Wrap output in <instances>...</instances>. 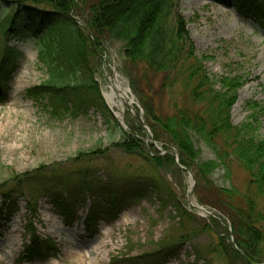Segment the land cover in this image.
Masks as SVG:
<instances>
[{"label":"rangeland","instance_id":"obj_1","mask_svg":"<svg viewBox=\"0 0 264 264\" xmlns=\"http://www.w3.org/2000/svg\"><path fill=\"white\" fill-rule=\"evenodd\" d=\"M177 9L186 21L195 56L210 79L240 80L230 110L232 124H249L248 135L264 139L263 21L254 14L239 12L233 2L177 0ZM39 12H47L50 20L58 18L45 6L0 3V20L8 15L15 18L14 33L0 35V60L5 61L0 95V207L5 205L2 194L10 197L0 216V264H228L216 252L221 247L218 235L229 232L228 220L222 212L200 204L194 195L192 204L210 214L189 204V175L175 161L154 167L145 159L146 154L163 153L155 146L163 149L159 142L152 144V131L151 136L143 127V147L134 153L114 146L125 132L140 131V122L128 106L122 126L104 97L110 111L106 116L87 103L79 113L56 116L45 99L30 95L29 89L47 77L38 59L47 22L37 33L29 28V16ZM74 17L82 20L81 16ZM121 48L120 42L108 40L102 54L89 57L88 66L102 95L107 81L104 59L110 65L114 62L116 72L128 86L130 76L123 68ZM131 66L129 63L128 70L138 82L140 79L141 86L145 85L144 74L159 89L160 74L139 61ZM80 76L81 81L88 77ZM178 86L163 95L166 114L173 111L175 101L181 103L179 91L188 108L197 110L199 104L188 98L187 86L183 82ZM220 87L216 82L215 88ZM12 102L15 107L8 115ZM4 116L7 121L1 130ZM190 138L198 152L196 163H218L208 177L215 188L233 189L239 194L252 192L249 175L237 161L228 157L221 163L217 155L221 138L208 142L194 132H190ZM195 182L194 177V187ZM199 191L203 195L215 193L205 184ZM61 202L69 204V219L60 214ZM176 202L184 204L194 217H180ZM28 203L36 204L33 220L37 234L53 240L56 250L24 251L29 244L25 231L30 217ZM258 203L264 211V197ZM92 209L96 219L90 233L84 220ZM209 217L216 219L210 229L206 227Z\"/></svg>","mask_w":264,"mask_h":264},{"label":"trees","instance_id":"obj_2","mask_svg":"<svg viewBox=\"0 0 264 264\" xmlns=\"http://www.w3.org/2000/svg\"><path fill=\"white\" fill-rule=\"evenodd\" d=\"M215 1L222 4L233 2L239 12L254 14L264 23V0ZM0 3L17 7L25 4L45 6L58 15L53 20L47 17V12H39L35 17L29 16V28L35 33L47 22L42 46L38 50V59L45 67L47 77L31 87L29 93L34 98L45 99L50 112L56 116L79 113L88 105H95L106 116L109 110L101 97L93 71H90L88 60L98 53L102 54L108 40L120 42L125 57L123 68L130 76L131 89L152 131L153 140L159 142L166 151L173 148L179 163L191 170L196 180L195 199L200 204L222 212L228 220L234 244L229 240V232L220 233L218 244L221 247L216 252L228 264L264 263V211L258 203V199L264 197V139L248 135L246 129L250 128L249 124L240 127L232 124L230 110L236 100L240 80L237 77H222L216 81L210 79L202 62L195 56L194 43L185 19L178 13L177 0H0ZM75 15L82 17L88 34L75 22ZM14 19L8 15L0 20L1 36L14 33ZM137 61L144 63L151 72L160 74L159 89L154 88L144 74L143 86L140 79L138 82L131 76L128 65L130 63L133 66ZM4 63L3 58L0 60V95ZM82 74L88 77L81 81ZM178 82L187 86L188 98L198 103L199 108L189 109L179 91L181 103L175 101L173 111L166 114L163 95L166 90L174 87L178 89ZM216 82L220 83L219 90L215 88ZM86 103L88 105L84 106ZM137 124L140 130L138 134L133 130L125 132L119 141L113 143L114 146L127 153L142 149L146 133L143 126ZM190 132L208 142L221 138L222 144L217 153L221 163L228 157L237 161L249 175V191L252 192L239 194L233 189L215 188L208 177L218 163L212 160L195 162L198 152ZM145 159L154 167L166 162L174 163L168 153L146 154ZM204 184L210 185L215 193L200 194L199 188ZM2 195V204L7 207L10 197ZM52 195L56 197V194ZM160 202L165 206L163 199ZM4 207H0V216ZM175 207L180 210V217H194L184 209L185 205L181 202H176ZM26 210L30 215L25 228L29 244L25 245L24 251L56 250L53 240L43 239L37 234L33 220L37 216L36 204L28 203ZM60 214L65 219L72 215L68 203H60ZM95 219L92 209L84 220L90 233L94 231ZM215 221L209 217L206 227L210 229Z\"/></svg>","mask_w":264,"mask_h":264},{"label":"bare ground","instance_id":"obj_3","mask_svg":"<svg viewBox=\"0 0 264 264\" xmlns=\"http://www.w3.org/2000/svg\"><path fill=\"white\" fill-rule=\"evenodd\" d=\"M102 92L107 104L116 116L124 115L125 105L134 104V98L129 88L124 84L122 78L116 71L110 72ZM13 107H15V102L11 103V107L7 112L8 115L13 112ZM6 121L7 116H4L1 123V130L4 129Z\"/></svg>","mask_w":264,"mask_h":264},{"label":"water","instance_id":"obj_4","mask_svg":"<svg viewBox=\"0 0 264 264\" xmlns=\"http://www.w3.org/2000/svg\"><path fill=\"white\" fill-rule=\"evenodd\" d=\"M75 21L76 22H78L83 28H84V30L87 32V29H86V27L84 26V24H83V21L82 20H78V19H75ZM135 115H136V117L140 120V122L144 125L145 123H144V121H143V118H142V116L140 115V114H137V113H135ZM121 121H122V119H121ZM123 122V121H122ZM145 126V125H144ZM148 131L150 132V134H151V131L148 129ZM153 143H155L154 141H153ZM157 147V146H156ZM158 148V150H161L159 147H157ZM167 153H169L173 158H174V160H175V162H176V164H177V166L181 169V170H184V171H186L187 173H188V175H189V182H190V187H189V194H190V197L191 196H193V190H194V176H193V174H192V172L190 171V170H188V169H186L184 166H182L181 164H179V162H178V157H177V155L174 153V152H172V151H167ZM189 204H191L195 209H199V210H202V211H205L204 210V208L202 207V206H199V205H194V204H192L190 201H189ZM205 212H207V211H205ZM208 213V212H207ZM208 214H210V213H208ZM232 239V242H233V238H231ZM264 264V263H263Z\"/></svg>","mask_w":264,"mask_h":264}]
</instances>
